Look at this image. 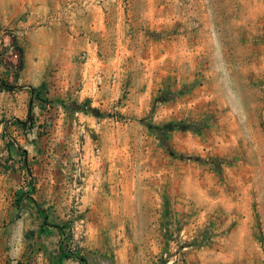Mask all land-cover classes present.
<instances>
[{
  "label": "rangeland",
  "instance_id": "rangeland-1",
  "mask_svg": "<svg viewBox=\"0 0 264 264\" xmlns=\"http://www.w3.org/2000/svg\"><path fill=\"white\" fill-rule=\"evenodd\" d=\"M0 77V264H264V0H0Z\"/></svg>",
  "mask_w": 264,
  "mask_h": 264
},
{
  "label": "trees",
  "instance_id": "trees-1",
  "mask_svg": "<svg viewBox=\"0 0 264 264\" xmlns=\"http://www.w3.org/2000/svg\"><path fill=\"white\" fill-rule=\"evenodd\" d=\"M11 43L13 45V47L16 49V52H15V57H16V63L14 64V67H15V71L13 72V79H16L17 77V72L21 69L22 67V63H23V49L21 46H18L16 43H15V38L13 36H11ZM14 85L12 84H8L7 82H5L1 77H0V88H11L13 87ZM30 90L32 91L33 88L30 87ZM173 125V124H171ZM59 228V226H56ZM79 261L81 264H88L86 259L84 257H78Z\"/></svg>",
  "mask_w": 264,
  "mask_h": 264
}]
</instances>
